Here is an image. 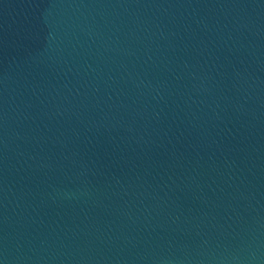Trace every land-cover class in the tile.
Masks as SVG:
<instances>
[{
  "label": "water",
  "instance_id": "water-1",
  "mask_svg": "<svg viewBox=\"0 0 264 264\" xmlns=\"http://www.w3.org/2000/svg\"><path fill=\"white\" fill-rule=\"evenodd\" d=\"M0 264H264V0H0Z\"/></svg>",
  "mask_w": 264,
  "mask_h": 264
}]
</instances>
